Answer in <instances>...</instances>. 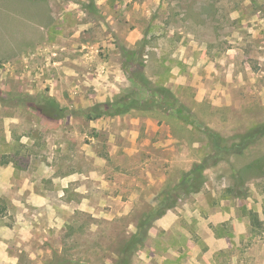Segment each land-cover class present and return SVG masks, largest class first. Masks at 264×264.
I'll use <instances>...</instances> for the list:
<instances>
[{
    "label": "rangeland",
    "instance_id": "1",
    "mask_svg": "<svg viewBox=\"0 0 264 264\" xmlns=\"http://www.w3.org/2000/svg\"><path fill=\"white\" fill-rule=\"evenodd\" d=\"M260 125L264 0H0V264H264Z\"/></svg>",
    "mask_w": 264,
    "mask_h": 264
},
{
    "label": "trees",
    "instance_id": "2",
    "mask_svg": "<svg viewBox=\"0 0 264 264\" xmlns=\"http://www.w3.org/2000/svg\"><path fill=\"white\" fill-rule=\"evenodd\" d=\"M263 129H264V125H260L254 129H252L251 133H253L254 135H256L257 133L260 134L261 132H263ZM199 189H200V184H199V186L196 185V187L194 188V191H198ZM133 241H135V239Z\"/></svg>",
    "mask_w": 264,
    "mask_h": 264
}]
</instances>
